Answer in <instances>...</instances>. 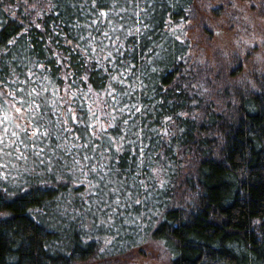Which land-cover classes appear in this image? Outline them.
Instances as JSON below:
<instances>
[{"label":"trees","instance_id":"trees-1","mask_svg":"<svg viewBox=\"0 0 264 264\" xmlns=\"http://www.w3.org/2000/svg\"><path fill=\"white\" fill-rule=\"evenodd\" d=\"M196 3L0 0V264H264V77L198 58Z\"/></svg>","mask_w":264,"mask_h":264},{"label":"rangeland","instance_id":"rangeland-1","mask_svg":"<svg viewBox=\"0 0 264 264\" xmlns=\"http://www.w3.org/2000/svg\"><path fill=\"white\" fill-rule=\"evenodd\" d=\"M196 9L198 18L188 22L186 34L196 44L198 58L217 64L221 57L237 54L244 59V65L235 72L238 81L251 80L252 75L264 77V0H197ZM204 24L211 28L209 37L201 31ZM0 121L4 140L10 130L15 131L17 119L2 113ZM120 264H168V259L161 243L152 241L144 252L137 250Z\"/></svg>","mask_w":264,"mask_h":264},{"label":"snow or ice","instance_id":"snow-or-ice-1","mask_svg":"<svg viewBox=\"0 0 264 264\" xmlns=\"http://www.w3.org/2000/svg\"><path fill=\"white\" fill-rule=\"evenodd\" d=\"M101 7H107V5H101ZM92 8H93V11L95 12L96 11V8H97V5H96V0H93V4H92ZM99 15L100 16H105L107 17L108 13L104 12V11H100L99 12ZM95 21H93L94 23ZM37 27H39V25H37ZM138 31V30H137ZM131 34V33H129ZM80 39H83V36L80 37ZM13 41H9V43H12ZM111 54H109L110 56ZM61 64H62V61H61ZM126 67V66H124ZM58 70V69H57ZM44 72L46 73L47 72V68H44ZM85 72H87V70L85 69ZM30 75H35L34 73H29ZM116 78L115 77H112V80H115ZM121 83H123V81L121 80L120 81ZM103 87V85H102ZM114 91V89H113ZM4 93L3 92H0V95H3ZM35 94V95H33ZM111 94V93H110ZM35 96H39V93L36 92L35 89H33V93L29 94V99H31V102L32 104L35 105V107L37 108H42V107H45L46 105L44 104V101L41 100L40 103H36V100H35ZM28 101L27 100H21V101H18L19 104H21L22 106L27 103ZM2 106V105H0ZM16 112L19 113L21 111V108L20 107H17L16 109ZM8 118L7 117H4V120L6 121ZM69 120H72L74 122H79L80 118L79 117H72L71 115H69ZM0 123H2V121H0ZM49 123L51 124L52 122L49 121ZM67 123V121H65L64 123H61L60 125V128L57 130V132L62 135L64 132H70L71 129L70 128H66L65 127V124ZM125 123H127V121H125ZM43 127V125H39L38 127H36L35 131H33L32 133V136L35 137V136H38V135H44V136H50V135H53V133L51 131H48V130H45L43 133H41V128ZM5 133L7 132V129H4ZM24 132H25V135H27V129H24ZM13 135H16V133H13ZM57 138H59V136H57ZM0 145H3V138L0 137ZM79 147H87V144L85 145H81ZM3 148H0V151H2ZM84 160H88L90 159L88 156H84L83 157ZM41 163H43V161H41ZM78 161H76L75 159H73V162H72V167L75 168L76 165H77ZM95 169H93L94 171ZM48 171H51V169H48ZM101 181L103 182L104 181V177L101 176L100 177ZM108 183H111V181H108ZM5 192L7 190H4ZM119 201H117L118 203ZM136 203H140L139 200L136 201ZM5 206H8L7 205V201L4 199L3 196H0V207H5ZM10 215V213H0V217H6Z\"/></svg>","mask_w":264,"mask_h":264}]
</instances>
